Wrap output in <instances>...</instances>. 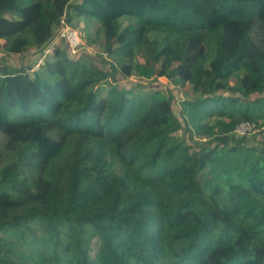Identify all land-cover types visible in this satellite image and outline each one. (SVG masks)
I'll use <instances>...</instances> for the list:
<instances>
[{
	"label": "trees",
	"instance_id": "16d2710c",
	"mask_svg": "<svg viewBox=\"0 0 264 264\" xmlns=\"http://www.w3.org/2000/svg\"><path fill=\"white\" fill-rule=\"evenodd\" d=\"M0 49V264H264V0H0Z\"/></svg>",
	"mask_w": 264,
	"mask_h": 264
},
{
	"label": "built area",
	"instance_id": "2783aa9c",
	"mask_svg": "<svg viewBox=\"0 0 264 264\" xmlns=\"http://www.w3.org/2000/svg\"><path fill=\"white\" fill-rule=\"evenodd\" d=\"M63 26L62 29L59 33V35L56 37L53 43L57 42L59 39L64 38L68 47L70 48L72 53H77L80 50L81 47V38L78 33V30H76L74 27L71 25L65 23L64 20H62ZM54 44L48 46L44 54L38 59L36 62L35 66L38 67L41 63H43L44 58L50 54L53 50ZM256 129L255 123L252 121H242L238 126L236 127V131L239 134H250L254 132Z\"/></svg>",
	"mask_w": 264,
	"mask_h": 264
},
{
	"label": "rangeland",
	"instance_id": "374dc122",
	"mask_svg": "<svg viewBox=\"0 0 264 264\" xmlns=\"http://www.w3.org/2000/svg\"><path fill=\"white\" fill-rule=\"evenodd\" d=\"M76 30H78V33H79V35H80V38L82 39V42L84 43V45H85V41H84V38H85V36L87 35V33H90L91 31H93L94 30V26L93 25H91L89 22H87L86 20H81L79 23H78V27H76L75 28ZM83 43H81V48H80V51L85 47H83ZM87 46V45H86ZM91 50H92V47H89ZM93 48L95 49V47L93 46ZM1 58H3V59H7V60H9V61H11L13 64H19L21 61H20V57H18V56H16V55H12L11 57H8V55H6L5 53H4V50L2 49H0V59ZM161 81H165V78H159ZM129 79H125V80H123L122 82L123 83H125V82H129L128 81ZM168 80V79H167ZM123 86H124V84H122ZM129 85V84H128ZM165 86V88L167 87L168 88V82H166L165 84H164ZM171 88H173V87H171ZM188 89V87L186 86L185 88H184V90H187ZM253 133V132H252ZM251 133V134H252ZM251 136H254L253 134L251 135ZM254 138H256V139H260L261 137H258V136H255Z\"/></svg>",
	"mask_w": 264,
	"mask_h": 264
}]
</instances>
